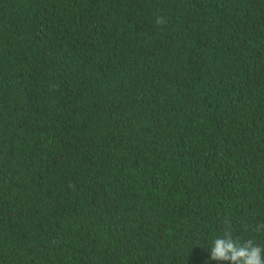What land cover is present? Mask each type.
<instances>
[{"label":"trees","instance_id":"obj_1","mask_svg":"<svg viewBox=\"0 0 264 264\" xmlns=\"http://www.w3.org/2000/svg\"><path fill=\"white\" fill-rule=\"evenodd\" d=\"M226 219L264 245V0H0V264H230Z\"/></svg>","mask_w":264,"mask_h":264},{"label":"clouds","instance_id":"obj_2","mask_svg":"<svg viewBox=\"0 0 264 264\" xmlns=\"http://www.w3.org/2000/svg\"><path fill=\"white\" fill-rule=\"evenodd\" d=\"M157 20V23H161ZM210 258L230 264H264V245L247 239L243 242L234 236L231 220L224 221L223 235L211 242Z\"/></svg>","mask_w":264,"mask_h":264}]
</instances>
